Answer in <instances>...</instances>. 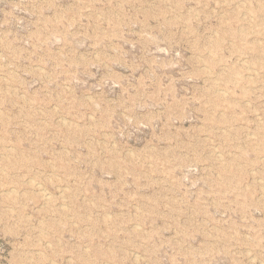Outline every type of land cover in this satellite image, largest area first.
Returning <instances> with one entry per match:
<instances>
[{"label": "rangeland", "instance_id": "374dc122", "mask_svg": "<svg viewBox=\"0 0 264 264\" xmlns=\"http://www.w3.org/2000/svg\"><path fill=\"white\" fill-rule=\"evenodd\" d=\"M0 264H264V0H0Z\"/></svg>", "mask_w": 264, "mask_h": 264}]
</instances>
